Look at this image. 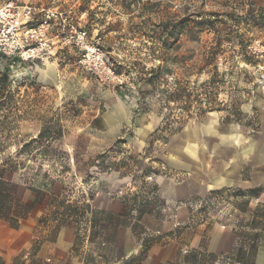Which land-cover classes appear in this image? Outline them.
I'll return each mask as SVG.
<instances>
[{
	"label": "rangeland",
	"instance_id": "obj_1",
	"mask_svg": "<svg viewBox=\"0 0 264 264\" xmlns=\"http://www.w3.org/2000/svg\"><path fill=\"white\" fill-rule=\"evenodd\" d=\"M8 3L14 4L25 28L51 17L45 55L19 59L11 66L12 106L21 119L18 128L0 130V173L17 199L31 204L36 199L32 190L42 191L36 211L37 243L45 238L56 241L62 229L54 231L49 216L51 195L65 194L72 202L84 196L94 211L113 214L124 208L125 200L143 197L157 186L161 203H152L144 218L143 243H157L160 231L174 235L177 249H185L197 235L207 244L216 228L220 237L228 232L233 241L213 264H234L226 257L237 250L242 234L244 244L260 247L255 264H264V233L256 238L251 229V215L264 205V180L228 187L215 182L218 164L223 159L239 162L245 145L258 137L259 121L251 107L264 98V28L253 22L264 10V0H0V10ZM166 18L193 22L191 36L198 38L184 37L179 54L193 59L187 67L176 68V77L190 81L191 115L175 106L173 112L163 111L159 90L136 87L128 75L115 74L118 65L139 77L160 64L155 42ZM205 20L215 26L202 24ZM80 32L86 33L84 44L79 43ZM244 34L250 39L251 64L227 42ZM90 48H96L98 58ZM6 64L0 58V74ZM209 92L211 98H205ZM175 116H182V130L168 140L158 139L163 119L172 121ZM208 118L217 125L212 135L201 132ZM43 127L47 132L41 138ZM148 167L159 170V175L144 178ZM248 176L245 170L241 179ZM222 190L229 194L204 203L212 191ZM249 190L259 193L252 195L243 212L242 201L249 197L236 195ZM190 193L193 196L186 199ZM183 206L191 211L190 226H176V207ZM68 228L74 239H81L69 257L49 262L29 258L26 264H71L75 256L94 264L95 253H105L106 264H111L121 256L110 247L101 252L102 239L95 238L112 231H94L86 224L70 223Z\"/></svg>",
	"mask_w": 264,
	"mask_h": 264
},
{
	"label": "trees",
	"instance_id": "obj_2",
	"mask_svg": "<svg viewBox=\"0 0 264 264\" xmlns=\"http://www.w3.org/2000/svg\"><path fill=\"white\" fill-rule=\"evenodd\" d=\"M261 15L254 19L253 24L257 27L264 28V10L261 11ZM250 22H246L249 25ZM193 22L175 21L170 18L161 20V34L155 42L158 46V50L161 51V55L157 58L160 63L156 68L152 70H146L142 76H134L131 73V68L118 65L115 68V74L118 76L128 75V80L132 81L136 87H141L143 85L150 86L154 91L159 90L160 98L163 101L162 110H169L173 112L174 110L171 106H175L178 109H185L187 115H191L190 108L193 105V94L190 88L189 78L185 81L180 80L176 77V68L179 66L187 67L189 62L192 61V57L182 56L179 54L180 49L183 46V40L189 38L188 40L195 39L197 37L191 36ZM202 24L213 28L215 24L213 22H207L206 20ZM237 24V23H236ZM235 24V25H236ZM238 25H236L237 27ZM219 43L223 39L217 38ZM250 39L247 35L236 36L235 38H228L227 42L234 47V53L243 59L247 64L253 62V54L248 50V44ZM219 45V44H218ZM217 56V54H216ZM0 58L7 62L6 66L3 68L0 74V130L1 132H7L11 129L18 128L17 123L20 116L16 114L13 110L12 104L14 103L13 97V83L10 80V75L12 73L11 66L17 65L20 61L17 58H8L0 54ZM211 83V82H208ZM118 95L122 96L123 92L118 90ZM211 92L205 93V98H211ZM184 118V117H183ZM190 118V116H189ZM167 117L163 119L161 124V129H159L158 139L168 140L170 137L178 134L184 124H181L182 116L173 118V120ZM47 129L43 127L41 132V138L46 136ZM159 170H154L152 167H148L143 176L144 178H152L153 176H158ZM36 193L37 198L34 204L30 205L17 199L15 195L14 188L11 183H9L5 177L4 173H0V220L8 223L12 228L17 229L19 227L20 221L28 219V217L33 212L37 203L40 204L38 198L42 195L41 190H32ZM226 190L222 191H212L206 198L204 203H207L213 198L224 197L229 194ZM150 193H152L150 195ZM146 193L143 197L138 195H133L131 199L125 200L124 213L122 215H113L106 212L94 211L92 206L85 201V197L82 196L77 201H69L65 194L59 196L51 195L48 198L47 207L51 208V214L49 216L53 217V222L55 223L54 231L58 232L61 228L73 224L74 226H81L86 224L92 226L94 231L97 229H104L112 231V234H98L95 238H101L100 251H107L108 245L113 243L115 236L121 227L131 228L133 234L138 240L141 234L144 235L146 225L144 223V218L146 215L151 213L152 203H161L157 196V186L153 187L152 192ZM259 193L257 190L249 191H239L236 197L238 198L249 197L247 200L242 201L244 206L243 212H247L250 199L253 194ZM206 208V207H205ZM252 224L251 229L255 231L254 237L261 238L264 233V205L256 209V211L251 215ZM140 231V232H138ZM146 234V232H145ZM246 234L241 235V242L239 247L231 256V258L226 257L234 264H255L256 258L258 256L259 248L255 244L246 245L244 244V238ZM243 240V241H242ZM81 242L79 236H76L75 243ZM153 247V243L146 241L143 244L142 252L135 257H132L124 264H143L147 259L148 252ZM102 256V253H99ZM220 257H224L223 254L215 255L207 252L205 249H191L186 253L178 250L175 253V257L169 262L164 264H213L219 260ZM1 264H4L3 262Z\"/></svg>",
	"mask_w": 264,
	"mask_h": 264
},
{
	"label": "crops",
	"instance_id": "obj_3",
	"mask_svg": "<svg viewBox=\"0 0 264 264\" xmlns=\"http://www.w3.org/2000/svg\"><path fill=\"white\" fill-rule=\"evenodd\" d=\"M251 109L253 111L255 110L257 114L256 118L259 121L258 137L252 144L245 145L244 154H239L238 156L239 162L232 164V162L223 159L222 162L218 164L220 165V170L217 171L218 180L215 181L218 182V187H228L232 184L241 183L248 186L250 182L264 180V98L255 101ZM216 126L215 120L213 118H208L201 128V132L205 135H212L216 131ZM245 170L249 171V176L248 179L244 181L241 177ZM192 196L193 194L190 193L186 196V199ZM34 202L30 205L34 204ZM39 208H41V204L37 203L28 219L20 221L17 229L12 228L8 223L0 220L1 263L26 264L29 258H33L36 261L40 260L47 262L54 258L63 261L67 256L69 257V252L74 247L76 239H74L73 230L68 228V226L59 231L56 241H49L45 238L42 242L37 243L36 233L38 231L40 218H38L36 211ZM106 209L107 208L104 210L108 211ZM111 213H113V215H122L124 213V208H117ZM174 218L176 226L188 224L190 226L192 222L191 211L187 206L176 207ZM156 233L162 236H160L157 243H153V247L148 252L147 259L143 264H164L171 261L178 251L177 246H179V244L177 245L175 238H173L174 235L161 234L160 231ZM220 235L221 232L214 228L207 239V244H204L203 238L197 235L188 242V246H186L185 249L181 247L179 250L186 253L191 249H205L211 254L221 255L222 252L227 250L228 241L232 243L233 240L232 236H230L231 234L228 232H225L221 237ZM143 241V239L138 240L135 237L131 228H119L114 242L109 244L108 247L119 250L121 256L115 259L111 264H124V262L132 257L138 256L143 250ZM92 257L94 259V264H106L108 259L105 253H102V256H100L99 253H95ZM71 264L88 263L85 259L75 256L72 257Z\"/></svg>",
	"mask_w": 264,
	"mask_h": 264
},
{
	"label": "built area",
	"instance_id": "obj_4",
	"mask_svg": "<svg viewBox=\"0 0 264 264\" xmlns=\"http://www.w3.org/2000/svg\"><path fill=\"white\" fill-rule=\"evenodd\" d=\"M31 12L27 17L30 18ZM51 21L47 15L39 26L23 27L22 17L13 3H8L0 10V54L8 58L29 60L45 55L48 43L45 36ZM85 32L78 34L80 44H84ZM96 48H90V53L98 58Z\"/></svg>",
	"mask_w": 264,
	"mask_h": 264
}]
</instances>
